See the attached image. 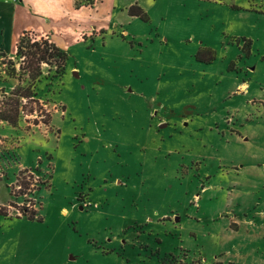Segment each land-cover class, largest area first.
<instances>
[{"label": "rangeland", "instance_id": "1", "mask_svg": "<svg viewBox=\"0 0 264 264\" xmlns=\"http://www.w3.org/2000/svg\"><path fill=\"white\" fill-rule=\"evenodd\" d=\"M79 2L0 0V264L264 259V0Z\"/></svg>", "mask_w": 264, "mask_h": 264}, {"label": "trees", "instance_id": "2", "mask_svg": "<svg viewBox=\"0 0 264 264\" xmlns=\"http://www.w3.org/2000/svg\"><path fill=\"white\" fill-rule=\"evenodd\" d=\"M95 0H80V5H93ZM131 16H140L143 19L147 18V14L142 10V8L134 5L130 8ZM50 38H37V35L31 32H24L20 37V40L17 44V50L15 54V58L19 60V70L16 68V63L11 62L12 68L11 70H4L6 75L9 78H15L19 80V73L23 71V65H25V61H27L29 67H31L33 73L32 78L35 79L33 81V90H29L28 94H23L21 97H38L41 99L40 93L37 91L36 83L40 81L43 77L51 78V74L49 73L46 76H43L40 71L41 64H48L50 66L56 67V74L60 75L64 70V63L66 59V54L64 51L60 50L58 47L54 45V43L49 40ZM27 59V60H26ZM4 63V62H3ZM10 63V62H9ZM18 105V103H17ZM9 115H0L1 120L8 122L12 125H16L18 123V109H13L9 112ZM12 114V115H11Z\"/></svg>", "mask_w": 264, "mask_h": 264}, {"label": "crops", "instance_id": "3", "mask_svg": "<svg viewBox=\"0 0 264 264\" xmlns=\"http://www.w3.org/2000/svg\"><path fill=\"white\" fill-rule=\"evenodd\" d=\"M34 34L37 35L38 39L41 37L50 38L49 34H47L45 31L42 33L34 32ZM16 50H17V45H16V49L14 50V52L11 53L8 51L7 55L8 56L12 55L13 57H15ZM250 174L254 175L255 177L259 175V173H257L256 171L250 172ZM256 216H260V212H257ZM261 219H264V218H261ZM238 223H239V226L241 227V226H250L252 222L244 218V219H240ZM218 264H264V259L263 257H260V258L257 257L256 252L253 250H246V252L239 251V252H235V254L231 253L230 251H224L222 257L219 258Z\"/></svg>", "mask_w": 264, "mask_h": 264}]
</instances>
